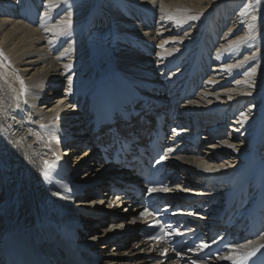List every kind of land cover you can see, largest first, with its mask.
Wrapping results in <instances>:
<instances>
[{
    "label": "bare ground",
    "instance_id": "6f19581e",
    "mask_svg": "<svg viewBox=\"0 0 264 264\" xmlns=\"http://www.w3.org/2000/svg\"><path fill=\"white\" fill-rule=\"evenodd\" d=\"M45 1L40 15L36 9L39 0H0V242L7 234L39 232L36 226L48 209L45 182L55 142H50L45 127L54 121L55 111L61 115L67 109L65 119L75 123L69 129H78L74 134L80 135L84 129L77 124L78 115L95 87L110 72L120 74L128 66L137 68L131 73L140 74L152 66L153 73L160 77L167 73V81L176 87L190 74L195 86L194 73L198 79L201 75L205 86L184 107L183 118L190 114L192 119L199 118L196 125L201 128L205 148L190 151L184 139L178 145L180 155L189 158L185 161L190 170L182 175L174 194L182 190L197 197L194 215L216 218V195L246 157L259 122L264 123V0L237 13L238 18L222 30L220 40L219 32L232 7H241L243 0ZM36 14L39 18L35 20ZM146 25H153L154 31ZM113 57L123 60L118 63L122 71L106 63ZM97 66L102 70L93 79ZM161 67L163 73L158 72ZM229 113L233 115L231 125L225 121ZM228 127L233 137L222 141L218 135ZM53 134L52 130L50 137ZM80 147L86 155L78 162L85 164L88 145ZM256 152L264 150L257 148ZM93 167L81 172L78 164L76 169L88 186L102 172ZM257 169L259 182L264 183V168L255 166ZM96 187L86 198L89 208L98 207L90 197ZM127 222L122 221L126 227ZM85 227L91 230L95 226ZM113 228L116 232L103 229L88 235L95 240L111 239L121 234V222ZM105 248L100 246V250ZM131 253L134 251L110 264L145 263V257H131ZM239 255L229 251L226 258Z\"/></svg>",
    "mask_w": 264,
    "mask_h": 264
},
{
    "label": "rangeland",
    "instance_id": "374dc122",
    "mask_svg": "<svg viewBox=\"0 0 264 264\" xmlns=\"http://www.w3.org/2000/svg\"><path fill=\"white\" fill-rule=\"evenodd\" d=\"M18 1H20V0H18ZM17 0H15V2H18ZM257 1L258 0H243L242 2H243V4H242V6L241 7H232V9L233 10H231L230 11V14H231V16L228 18V22H227V24L226 25H224L223 26V28H221V30H220V32H219V36H218V38H219V40H220V38L221 37H223V35H224V33H223V29H227L228 28V26H230V23L233 21V18H234V21H235V19L236 18H238L237 17V13H243V11L242 10H244V9H251L254 5H255V3H257ZM41 3V4H40ZM42 3H43V6H46L47 5V2L45 1V0H39V4L36 6V9L39 11V13H40V15H41V13L42 12H40V10H41V8L43 7L42 6ZM110 4V3H109ZM108 4V5H109ZM246 7H248V8H246ZM110 9H112V7H110ZM11 10H15V9H11ZM255 11V9H252L251 11H250V14H252L253 12ZM15 13H17V12H15ZM37 15V17L35 16V20L36 19H38L39 18V15L38 14H36ZM151 15H152V19H154V18H156V14L153 12V13H151ZM60 16V15H59ZM121 17H122V15H121ZM56 19H58V17H56V18H54L53 19V21L52 22H54V21H56ZM146 28H148V29H151L152 31H154V29H155V27L153 26V25H151V26H149V25H146ZM238 34H240V32H237V35ZM61 50V49H60ZM59 50V51H60ZM117 57V56H116ZM116 57H113V58H108V62H106V63H110L111 64V66H113V67H115V68H117L118 70H120V68L118 67V63H124L123 62V60H121L120 58H116ZM188 59V58H187ZM106 60V59H105ZM135 69H137L136 67H134ZM162 68V67H161ZM101 70H102V67L101 66H97V68L95 69V70H93L92 71V75H91V78H93V79H96V77L98 78L99 77V73L101 72ZM120 71H122V70H120ZM132 71V70H131ZM130 71V72H131ZM244 71V70H243ZM90 78V79H91ZM231 85V84H230ZM225 130H226V128H225ZM226 132V131H225ZM240 136H241V131L239 130L238 132H237ZM225 134V135H224ZM222 136L223 137H225V139L229 136V138L230 137H232L233 136V133H230L229 134V132H227V133H223L222 134ZM85 148V147H84ZM205 151H206V149H205ZM208 151V150H207ZM211 153H212V151H210ZM214 153V152H213ZM212 155V154H211ZM93 169V168H92ZM11 214V213H10Z\"/></svg>",
    "mask_w": 264,
    "mask_h": 264
},
{
    "label": "snow or ice",
    "instance_id": "6c2138e0",
    "mask_svg": "<svg viewBox=\"0 0 264 264\" xmlns=\"http://www.w3.org/2000/svg\"><path fill=\"white\" fill-rule=\"evenodd\" d=\"M195 18H196V17H193V19H195ZM65 67H68V66L66 65ZM21 83H23V82H21ZM68 83H69V85L72 84V79H71V77H69V79H68ZM242 115H243V114H242ZM152 191H155V189H152ZM148 214H150V213L148 212L147 209H145L144 212H142L140 215H141V216H144V215H148ZM205 246H206V245H205ZM250 255H254V253H252V254H250ZM245 259H247V257H245Z\"/></svg>",
    "mask_w": 264,
    "mask_h": 264
},
{
    "label": "trees",
    "instance_id": "16d2710c",
    "mask_svg": "<svg viewBox=\"0 0 264 264\" xmlns=\"http://www.w3.org/2000/svg\"><path fill=\"white\" fill-rule=\"evenodd\" d=\"M114 68V67H113Z\"/></svg>",
    "mask_w": 264,
    "mask_h": 264
}]
</instances>
